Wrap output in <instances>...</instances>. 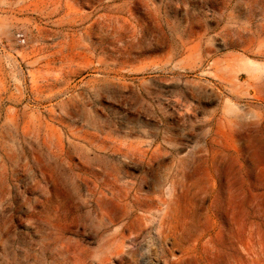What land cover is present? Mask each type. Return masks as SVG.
Wrapping results in <instances>:
<instances>
[{
  "label": "rangeland",
  "instance_id": "374dc122",
  "mask_svg": "<svg viewBox=\"0 0 264 264\" xmlns=\"http://www.w3.org/2000/svg\"><path fill=\"white\" fill-rule=\"evenodd\" d=\"M0 264H264V0H0Z\"/></svg>",
  "mask_w": 264,
  "mask_h": 264
},
{
  "label": "bare ground",
  "instance_id": "6f19581e",
  "mask_svg": "<svg viewBox=\"0 0 264 264\" xmlns=\"http://www.w3.org/2000/svg\"><path fill=\"white\" fill-rule=\"evenodd\" d=\"M175 209H172L171 210V216H170V222H174L175 223V218H171L172 216H173V214H174V216H175ZM175 225H176V228H177V224L175 223ZM174 227V226H173ZM175 228V229H176ZM174 229V228H173ZM174 229V230H175ZM232 236H233V234H232ZM231 236V237H232ZM230 237V236H229ZM187 238V237H186ZM184 239V238H175V246L177 247V248H182V253H183V255H186V256H193V258L194 259H196V260H198V262L201 260V257H199L198 255V252H200V251H198L197 250V248H193V247H191V246H189V245H187V246H185V245H183L184 244V242H188L189 240H187V239ZM234 237H232V238H230V241L228 242V246H227V248H229V254L231 253V254H233L232 256H229V257H231L233 260H235V258L233 257L234 256V253H235V249H234V239H233ZM188 239H190V237H188ZM197 239H200V237L199 238H197ZM236 245V244H235ZM198 251V252H197ZM244 251H245V253L246 254H248L249 253V241H248V238L246 239V241H245V247H244ZM229 254H227V255H229ZM230 254V255H231ZM229 257H227V258H229ZM231 259V260H232ZM196 263H197V261H196Z\"/></svg>",
  "mask_w": 264,
  "mask_h": 264
}]
</instances>
